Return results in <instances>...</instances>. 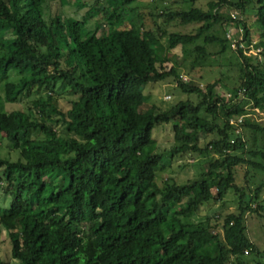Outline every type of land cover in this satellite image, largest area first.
Wrapping results in <instances>:
<instances>
[{
  "label": "trees",
  "instance_id": "obj_1",
  "mask_svg": "<svg viewBox=\"0 0 264 264\" xmlns=\"http://www.w3.org/2000/svg\"><path fill=\"white\" fill-rule=\"evenodd\" d=\"M115 1L103 5L109 24L95 34L85 27L88 12L75 21L46 14V0H0V75L16 73L4 99L56 83L76 95L66 109L48 91L26 109H0V198H10L8 209L0 205V235H8L10 256L18 264H243L252 247L246 214L264 211V184L235 182L240 165L264 171V122L254 117L264 113V0H208L205 8L154 0L148 12L133 6L139 0ZM235 9L261 19L253 58L225 37ZM183 25L190 28L174 27ZM201 37L219 48L196 44L194 52L236 54L239 75L228 89L235 101L213 82L201 89L185 81L177 64L164 66L171 49ZM168 78L197 100L143 110L142 86ZM169 122L174 141L159 149L151 128ZM210 153L217 157L198 177L157 183L166 155ZM228 191L235 211L190 219Z\"/></svg>",
  "mask_w": 264,
  "mask_h": 264
},
{
  "label": "rangeland",
  "instance_id": "obj_2",
  "mask_svg": "<svg viewBox=\"0 0 264 264\" xmlns=\"http://www.w3.org/2000/svg\"><path fill=\"white\" fill-rule=\"evenodd\" d=\"M169 4L175 3L177 0H166ZM208 0H195L194 5L205 8ZM179 2V1H177ZM115 0H46V14H58L67 16L75 21H78L82 16L86 15L87 21L85 27L95 34L101 33L102 29H106L108 22L103 21V5L115 4ZM140 7V10L148 12L155 7L154 0H139L133 6ZM187 7L185 4H181ZM227 11L226 9H223ZM250 29L252 41L256 44L260 40V17L255 10H248L241 15ZM123 26H127L125 23ZM227 26V25H226ZM177 29L187 30L189 25L174 26ZM172 29L173 26L168 27ZM202 45V37L196 40L194 44L187 45L183 48L178 45L169 52L170 61L164 66L168 68L172 63L177 64L176 68L183 79L193 80L201 89H204L205 84L213 82L214 92L222 96L226 101H235V98L230 94V90L236 83L239 70L237 66L236 54L233 50L227 49L216 55L202 54L194 52L192 49L196 45ZM206 45L208 53H212L219 48L217 42ZM248 57H255L254 54H248ZM16 73L9 72L6 75H0V109L3 111H11L16 108L26 109L31 102L48 91L54 97H58L59 103L64 109L69 107V100L76 95L72 92H67L66 87H60L56 83L53 90H41L37 92L35 87H31L30 91H25L19 100L12 103L4 99L5 83L14 80ZM144 92V104L142 109L146 112L150 111V107L157 106L159 109L166 110L169 107L179 103V101L191 100L196 101L197 98L193 94L182 93L176 86V82L171 79L161 81H152L142 86ZM254 117L258 122H264V113H254ZM173 122L163 125H153L150 131L151 143L159 146V149L169 148L173 140ZM257 134V133H256ZM259 136L254 140L257 142ZM200 144L204 145L202 139ZM217 155L196 154V155H179L170 157L166 155L164 162L156 170V181L162 185L164 181L184 183L186 180L198 177L208 167ZM235 182L240 186L248 185L251 189L256 188L260 184H264V171L251 167L249 164L240 165L235 170ZM216 187L212 188L215 192ZM1 197V196H0ZM259 203H264V186L259 194ZM237 198L234 193L228 191L222 199L212 202L211 205L201 207L197 213L190 216L194 222L204 221L207 215L220 213L221 216L237 209ZM0 205L3 209H8L10 206L9 195H3L0 198ZM256 204L253 203L252 206ZM246 225L252 247L248 249L246 259L243 264H264V211L259 213L251 212L246 214ZM0 264H18L16 259L10 256V242L5 230H2L0 235Z\"/></svg>",
  "mask_w": 264,
  "mask_h": 264
},
{
  "label": "built area",
  "instance_id": "obj_3",
  "mask_svg": "<svg viewBox=\"0 0 264 264\" xmlns=\"http://www.w3.org/2000/svg\"><path fill=\"white\" fill-rule=\"evenodd\" d=\"M241 20H243L241 13L238 10H230V20L227 23L225 29V37L230 41V48L233 50H242L245 55L254 54L257 55L261 50V47L255 46V42L246 39V33L244 27L241 24ZM188 81L187 79H184ZM242 93V91L238 92ZM241 116L237 119V121H241ZM230 122L233 123L234 120L230 119ZM239 128L237 129V131Z\"/></svg>",
  "mask_w": 264,
  "mask_h": 264
},
{
  "label": "crops",
  "instance_id": "obj_4",
  "mask_svg": "<svg viewBox=\"0 0 264 264\" xmlns=\"http://www.w3.org/2000/svg\"><path fill=\"white\" fill-rule=\"evenodd\" d=\"M248 25V24H247ZM252 39V38H251ZM256 44V43H255ZM254 56H256V55H254Z\"/></svg>",
  "mask_w": 264,
  "mask_h": 264
}]
</instances>
